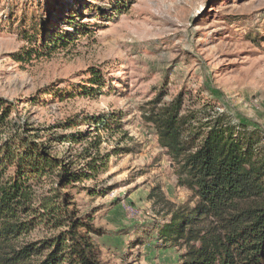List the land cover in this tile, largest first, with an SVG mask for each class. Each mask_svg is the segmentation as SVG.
Listing matches in <instances>:
<instances>
[{
    "label": "rangeland",
    "instance_id": "obj_1",
    "mask_svg": "<svg viewBox=\"0 0 264 264\" xmlns=\"http://www.w3.org/2000/svg\"><path fill=\"white\" fill-rule=\"evenodd\" d=\"M0 97L64 161L101 140L103 171L69 191L102 264H176L184 249L157 229L194 199L143 116L180 99L200 124L225 114L264 131V0H0ZM102 118L110 130L88 125Z\"/></svg>",
    "mask_w": 264,
    "mask_h": 264
},
{
    "label": "trees",
    "instance_id": "obj_2",
    "mask_svg": "<svg viewBox=\"0 0 264 264\" xmlns=\"http://www.w3.org/2000/svg\"><path fill=\"white\" fill-rule=\"evenodd\" d=\"M98 78L92 72L90 82ZM150 106L144 122L194 199L171 213L157 239L184 249L176 264H264V131L225 114L200 124L201 111L182 113L180 99ZM15 110L0 97V264H102L92 241L102 234L90 216H77L69 188L95 178L110 155L98 153L97 138L64 161L51 154V141L33 140L29 125L10 119ZM112 123L88 125L110 130ZM41 229L49 237L27 240Z\"/></svg>",
    "mask_w": 264,
    "mask_h": 264
}]
</instances>
